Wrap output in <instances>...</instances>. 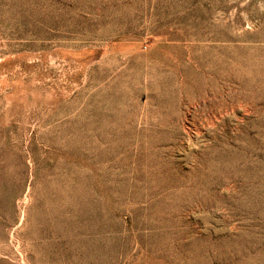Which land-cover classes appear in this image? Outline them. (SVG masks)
Returning a JSON list of instances; mask_svg holds the SVG:
<instances>
[{"label":"rangeland","instance_id":"1","mask_svg":"<svg viewBox=\"0 0 264 264\" xmlns=\"http://www.w3.org/2000/svg\"><path fill=\"white\" fill-rule=\"evenodd\" d=\"M0 264H264V0H0Z\"/></svg>","mask_w":264,"mask_h":264}]
</instances>
